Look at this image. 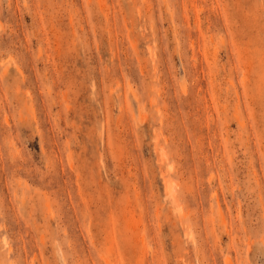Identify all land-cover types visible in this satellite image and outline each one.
<instances>
[{
  "label": "rangeland",
  "instance_id": "rangeland-1",
  "mask_svg": "<svg viewBox=\"0 0 264 264\" xmlns=\"http://www.w3.org/2000/svg\"><path fill=\"white\" fill-rule=\"evenodd\" d=\"M225 263L264 264V0H0V264Z\"/></svg>",
  "mask_w": 264,
  "mask_h": 264
},
{
  "label": "bare ground",
  "instance_id": "bare-ground-1",
  "mask_svg": "<svg viewBox=\"0 0 264 264\" xmlns=\"http://www.w3.org/2000/svg\"><path fill=\"white\" fill-rule=\"evenodd\" d=\"M226 262V261H225ZM226 264V263H225Z\"/></svg>",
  "mask_w": 264,
  "mask_h": 264
}]
</instances>
